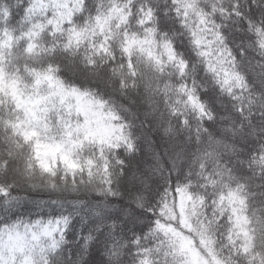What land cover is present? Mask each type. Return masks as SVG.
I'll use <instances>...</instances> for the list:
<instances>
[{
	"label": "snow or ice",
	"instance_id": "obj_1",
	"mask_svg": "<svg viewBox=\"0 0 264 264\" xmlns=\"http://www.w3.org/2000/svg\"><path fill=\"white\" fill-rule=\"evenodd\" d=\"M259 7L0 0V264H59L70 246L78 264H119L125 253L131 264H264V214L247 195L264 179ZM73 67L80 72L70 76ZM95 81L143 94L165 134L182 126L208 141L191 161L177 152L152 202L136 197L139 215L116 203L137 152L128 109ZM226 138L235 166L217 156Z\"/></svg>",
	"mask_w": 264,
	"mask_h": 264
},
{
	"label": "clouds",
	"instance_id": "obj_2",
	"mask_svg": "<svg viewBox=\"0 0 264 264\" xmlns=\"http://www.w3.org/2000/svg\"><path fill=\"white\" fill-rule=\"evenodd\" d=\"M242 3L247 4L248 0H242ZM253 3L260 6L259 10L264 11V0H253ZM238 47L239 43L236 42L234 48ZM251 55L250 51L247 56H240L239 66L241 70L247 67L246 62ZM67 71L72 76L78 74L80 69L73 67ZM94 84L99 89L111 93L117 105L123 104L128 109L123 114L131 125V131L137 143V152L130 157L131 166L121 178L120 191L122 197L116 203L126 209H131L135 215L137 214L136 197L142 195L145 206L152 202L153 189L156 186L157 178H160L161 174L166 172L170 162L176 158L177 152L183 154L185 162L191 161L207 149L208 141L204 137L199 140L190 138L194 137V134L185 131L182 126L176 134L167 135L159 122V116L152 112V106L145 102L143 94L130 91L127 96H124L113 84L104 81H95ZM160 111H164L163 105L160 106ZM173 126L175 127V124ZM220 130L221 125L218 122L213 132ZM217 156L225 165H236V156L233 154L231 139L226 138L223 140L217 150ZM48 193L67 194L66 192ZM247 195L251 202L252 211L259 210L260 214H264V179L258 178L250 181ZM87 199H92V197L89 196ZM61 255L63 258L59 261V264H78L80 260L79 252L73 254L71 246L66 253ZM100 255L104 256V253L101 252ZM85 260H87V257H85ZM94 264H99V261H95ZM105 264H108L107 257H105ZM119 264H131V256L125 253Z\"/></svg>",
	"mask_w": 264,
	"mask_h": 264
},
{
	"label": "trees",
	"instance_id": "obj_3",
	"mask_svg": "<svg viewBox=\"0 0 264 264\" xmlns=\"http://www.w3.org/2000/svg\"><path fill=\"white\" fill-rule=\"evenodd\" d=\"M156 183H160L162 184V180H160V178H157ZM29 196H31L33 199H38V200H42V201H47V200H54L57 198H61V199H73L75 198L72 194L67 193V194H52V193H48V192H29L28 193ZM100 199V197L98 196H92V200H98ZM137 214L139 215L141 213L142 210L137 209ZM79 222V217H77L76 219V223ZM137 231H139V229H137Z\"/></svg>",
	"mask_w": 264,
	"mask_h": 264
}]
</instances>
